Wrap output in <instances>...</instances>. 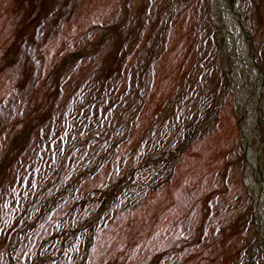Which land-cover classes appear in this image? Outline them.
Wrapping results in <instances>:
<instances>
[{
  "label": "rangeland",
  "instance_id": "obj_1",
  "mask_svg": "<svg viewBox=\"0 0 264 264\" xmlns=\"http://www.w3.org/2000/svg\"><path fill=\"white\" fill-rule=\"evenodd\" d=\"M217 29L210 0H0V264H264Z\"/></svg>",
  "mask_w": 264,
  "mask_h": 264
},
{
  "label": "bare ground",
  "instance_id": "obj_2",
  "mask_svg": "<svg viewBox=\"0 0 264 264\" xmlns=\"http://www.w3.org/2000/svg\"><path fill=\"white\" fill-rule=\"evenodd\" d=\"M210 8L218 27L217 36L228 72L229 88L234 94L235 107L241 118L242 142L246 147L245 179L254 199L253 214L258 222V233L264 241L263 145L258 130L259 121L264 120L260 109L263 90L261 75L253 68L245 34L236 21L240 12L238 2L228 6L224 0H210Z\"/></svg>",
  "mask_w": 264,
  "mask_h": 264
},
{
  "label": "water",
  "instance_id": "obj_3",
  "mask_svg": "<svg viewBox=\"0 0 264 264\" xmlns=\"http://www.w3.org/2000/svg\"><path fill=\"white\" fill-rule=\"evenodd\" d=\"M234 2V0H227V3L229 6H232V3ZM238 22L240 23L241 22V18H240V15H238ZM252 64L254 65V67L257 68L256 64L254 63L253 61V57H252ZM258 69V68H257ZM258 72H260V69H258Z\"/></svg>",
  "mask_w": 264,
  "mask_h": 264
}]
</instances>
